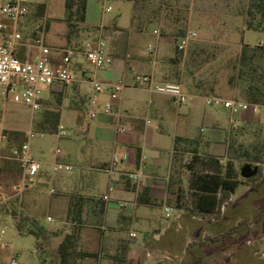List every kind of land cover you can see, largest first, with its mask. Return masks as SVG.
<instances>
[{
  "label": "rangeland",
  "instance_id": "rangeland-1",
  "mask_svg": "<svg viewBox=\"0 0 264 264\" xmlns=\"http://www.w3.org/2000/svg\"><path fill=\"white\" fill-rule=\"evenodd\" d=\"M43 4L46 9L40 14L39 6ZM249 6L250 0H88L87 20L81 24L78 34L70 38V30L65 22L66 0H33L22 33L26 42L43 39L58 60L62 59L63 50L73 45L82 46L88 41L104 40L110 48L111 56L115 60L120 59L129 71L123 82L126 87L120 95L121 98H125L128 93L138 94L143 97L145 105L148 99V91L134 89L133 75H141L138 74L141 71L129 69L134 54L155 60L162 66L167 65L168 79L181 83L186 92L204 96L210 94L208 91L214 87L213 94L233 97L235 94L240 95L241 89L228 84L232 74V62L238 57L243 46H264V20L260 15L254 18L250 16ZM251 19H254L255 24L261 22L258 26L261 28L249 29L248 21ZM154 30H157L158 34H154ZM180 31L185 34L192 31L196 35L182 52L181 61L174 63V58L180 54L177 49ZM153 39L156 44L151 41ZM149 43L154 44V51L148 50ZM85 66L91 69L89 64L86 63ZM199 84L204 86L203 93L196 89ZM81 93V102L86 105L91 95L86 85L82 87ZM75 94L74 86H58L48 91L40 112H33L24 104L9 102L4 116L8 137L1 155L12 156L13 151L26 141L27 131L32 128L38 131L37 124L42 112L60 109V124L66 134L58 136L55 133H47L34 137L30 141L31 153L35 159L42 162V170L48 169L53 176H64L70 172L53 173V164L57 161L56 150L60 148L65 157V161L60 162L74 166L73 173L79 174L84 158H90L99 144L95 146V129L98 125L96 119L89 114L90 106L88 105L82 120L79 112L72 110L76 109L79 103ZM263 135L264 115L247 118L242 123L227 128L222 134L227 150L224 154L228 152L233 160L236 177L244 180L229 204L223 208L227 216L225 223L220 218H214L215 227L212 228L209 222L211 216L190 211L195 203L194 195H185L179 203L177 196H170L168 205L178 207L179 204L186 209L188 216L200 218V221L195 224L186 222L188 227L179 221L180 226L177 224L172 227L173 230L170 229L169 234L159 242L152 241V237L145 236L136 227V245L130 249L127 264H189L195 256L203 258L202 264H264V218L262 220L260 216V212L264 210V182L260 184L263 175H257V179L253 181L242 178L241 168L249 162L239 156L243 149L250 147ZM87 137L92 139V144ZM111 153V148L107 147L106 159ZM2 160L4 159L0 160V235L3 232L4 246L0 248V264H9L12 257L17 259L18 264H59L56 253L58 245L64 236L72 231L71 224L62 222L65 210H59L60 214L57 215L60 217L54 210H50V197L47 192H42L50 189L46 185H42L41 192L35 193L36 195H27V190L32 184L22 193H17L13 186L20 183V168L15 161ZM105 191V186L97 188L91 203L97 205L96 199H100ZM53 195L59 200V208L63 207L65 198L57 191ZM33 198L40 202L32 200ZM29 202H32L33 206H29ZM8 207L18 212L25 229L56 227L58 235L51 236L45 243L46 251H38L33 235L17 231ZM177 213L175 208L169 217L172 218ZM48 215L55 217L54 222L47 220ZM243 220H247L249 225H241ZM92 221L89 224L91 233L88 241L85 243L79 240L78 249L98 253L99 257L86 258L78 264H112L107 260L108 255L116 253L121 240L130 242L129 234L133 229L128 225L120 227L121 239L115 243L104 236L105 232H111L110 227L106 226L104 230L103 223L98 225ZM235 226L237 229L232 231ZM176 229L179 230L180 241L172 244L174 238H179L172 235ZM210 235L216 236L218 241L209 239Z\"/></svg>",
  "mask_w": 264,
  "mask_h": 264
},
{
  "label": "crops",
  "instance_id": "crops-1",
  "mask_svg": "<svg viewBox=\"0 0 264 264\" xmlns=\"http://www.w3.org/2000/svg\"><path fill=\"white\" fill-rule=\"evenodd\" d=\"M163 39L165 38L163 37ZM151 41L156 44L154 39ZM59 63L60 60L54 57L53 64ZM129 69L141 71L138 73L141 75H149L153 85L171 82L166 75L167 65L162 66L157 61L138 54L133 55ZM87 70L90 69H87L85 64H79L75 71L78 75H82ZM128 75L129 71L120 62V59H116L114 65L96 73L97 78L105 83L125 82ZM136 75L134 74L133 77L136 78ZM84 85L91 94L88 84L73 85L76 91L74 96L79 103L76 109L72 110L79 112V116L82 117L80 120L87 112L88 105L90 106L89 100L86 105L81 102L83 99L81 91ZM137 87L135 85L134 89L149 92L146 105L143 103L141 95L128 93L125 98H120L115 110V113L120 111L125 120L131 124V131L118 134L116 132V117L102 114L96 119L98 126L95 129L97 138L95 146L98 144L99 146L93 150L90 158L89 156L84 158L79 174L72 171L64 176H53L48 169H43L27 190V195L32 196L41 192L42 185L50 187L47 191H42L47 192L50 197V210H54L56 215L60 214V209L65 210V218L62 222L71 224L72 228L76 223L70 219L68 212L74 200L83 198L80 241L83 240L85 243L91 233L89 224L93 222L92 220L98 225L103 223L104 230L106 226L110 227L111 232H105L104 236L106 239L109 237L115 243L121 239L119 228L124 225L133 229L129 234L131 247L136 245V227L145 236L152 237V241L159 242L166 234H169L172 227L177 224L180 226L179 221L187 227L189 225L186 222L195 224L196 221H200V218L188 216L183 207L168 205L170 196L191 194L197 197L201 194L199 178L211 175L227 174L228 177L236 175L233 160L227 154L228 152L224 154L227 150L222 134L227 128L234 127L252 117L251 114L241 113L233 116L227 110L208 107L204 101L179 105L171 96L151 93L146 85L140 86L138 89ZM55 88L47 89L44 97L48 95V91ZM233 97L241 96L235 94ZM108 99V93L104 94L102 104ZM87 138L92 144V139ZM107 147H110L112 152L108 159H106ZM114 156H118L121 161L111 173L109 167ZM2 159L15 161L21 172V167L13 159V155ZM57 160L65 161L64 155L57 157ZM137 172L144 174L140 185L129 177L130 174ZM102 186H105L106 191L96 201L100 200L105 204L103 216L98 213V204L91 203L94 191ZM110 186L113 187L111 191L109 190ZM145 189L148 201H140L139 195ZM52 190L53 193L57 191L65 198L63 207L59 208V200L51 193ZM105 195L109 196V202L104 201ZM70 196H72L71 201ZM36 201L40 202V200ZM121 202L126 203V206L121 207ZM28 205L33 206V203L29 202ZM195 207L194 203L191 209L194 210ZM175 208L178 213L172 218L169 217L170 212ZM49 218L52 221H49ZM47 220L54 222L55 217L48 215ZM209 222L211 224L215 222L214 218L211 217ZM49 230L57 231L56 227H51ZM175 231L172 235L179 237V230ZM131 233L136 234L134 239L131 237ZM178 239L174 238L172 242L178 241ZM1 261L2 253L0 252Z\"/></svg>",
  "mask_w": 264,
  "mask_h": 264
},
{
  "label": "built area",
  "instance_id": "built-area-1",
  "mask_svg": "<svg viewBox=\"0 0 264 264\" xmlns=\"http://www.w3.org/2000/svg\"><path fill=\"white\" fill-rule=\"evenodd\" d=\"M33 0H0V160L3 158L1 151L7 140V132L4 126V116L7 104L13 102L29 106L33 112H40L43 107L44 93L47 89L58 86H73L86 83L91 88L89 99V114L93 119H98L102 114L116 117V132L125 134L132 130V126L121 115L120 111L115 113L117 102L126 87L122 81L105 83L100 81L96 73L115 64L116 60L110 54V48L104 40L88 41L82 46L76 45L63 50V57L59 64H53L54 54L52 49L47 47L43 39H36L33 42H26L23 37V29L27 17L31 11ZM108 11L110 9H107ZM154 34H158L155 30ZM196 35L188 31L177 40V49L184 52L190 40ZM154 44H149L148 50L154 51ZM22 54V56L20 55ZM58 55L55 54V56ZM89 64L90 70L85 74L78 75L75 71L79 64ZM136 86H148L151 93L167 95L175 98L179 105H185L202 99L211 108L227 110L233 116L246 113L258 117L264 115V105L253 104L243 101L237 97L226 98L218 95L199 96L186 92L181 83L166 82L153 85L149 75H138L135 78ZM108 93L109 99L102 104V97ZM46 133L35 131L33 128L27 131L26 141L20 148L13 151V159L21 167V181L14 185L17 193L26 190L42 171V162L35 159L31 153L30 141L34 137L44 136ZM64 136L66 133L63 126L58 127L55 133ZM57 157H62L60 148L56 150ZM120 158L114 156L109 167L113 173ZM75 167L56 161L53 164V173L65 174L74 171ZM131 180L137 184L144 177L143 172L130 174ZM109 190H113L110 186ZM54 191L52 190L51 193ZM104 201L109 202L108 195ZM120 206H126L121 202ZM49 221H52L49 218ZM3 232L0 235V248ZM135 238L136 234L131 233ZM9 264H18L15 257H12Z\"/></svg>",
  "mask_w": 264,
  "mask_h": 264
},
{
  "label": "trees",
  "instance_id": "trees-1",
  "mask_svg": "<svg viewBox=\"0 0 264 264\" xmlns=\"http://www.w3.org/2000/svg\"><path fill=\"white\" fill-rule=\"evenodd\" d=\"M40 14H43L46 9V5H40ZM87 9L88 0H66V17L65 22L69 27V37L74 38L79 31L81 24L85 23L87 20ZM248 14L253 18L256 15H260L261 19L264 20V0H250V6L248 9ZM261 22L255 24L254 19L248 21L249 29L261 28ZM264 28V25H263ZM185 32L180 31L178 38L184 36ZM77 45V44H76ZM73 45V46H76ZM174 58V63H179L182 59V52L179 51ZM22 56V54H20ZM232 74L228 79V84L233 88H240L241 93L238 97L239 99L253 103L264 105V46L259 47H247L243 46L238 57L232 62L231 65ZM202 85H197L196 89L203 93ZM211 95L215 92V88L211 87L208 91ZM61 120V110L60 109H49L42 112L40 121L37 124V129L39 132H46L54 134L58 131ZM240 157L244 158L247 162L253 166L258 167V175H263L262 181L264 182V135L258 139L256 142L252 143L250 147L243 149ZM235 177V178H234ZM256 177L247 179L248 181L256 180ZM244 180L238 179L235 176L228 177L225 175H211L206 178H199L198 184L201 187V194L195 199V210L189 209L192 212L198 214H203L211 216L213 218L219 219L225 223L227 216L223 212V208L229 204L234 193H236L240 184ZM146 189L139 195L140 201H148L146 198ZM183 195H178V203L184 199ZM83 198H78L73 201L68 216L75 226H73L72 231L66 234L63 240L60 242L57 248V256L59 264H78L79 261L92 258L98 259V253L83 252L78 249V243L80 240L81 231V221H82V207ZM184 202V201H183ZM98 203V213L103 216L105 213V204L102 201H97ZM185 204V202H184ZM179 207H183L178 204ZM184 208V207H183ZM185 209V208H184ZM188 209V208H187ZM12 218L14 219V224L19 233L30 234L36 238V245L38 251L41 253L46 251L45 243L49 240L51 236L58 235L57 231H50L46 228L38 229H25L17 211L13 208L8 207ZM261 219L264 218V210L260 212ZM221 224V223H220ZM211 227H215V222L210 223ZM223 225V224H222ZM241 225H249L247 220H243ZM124 229V228H123ZM237 226H235L232 231H235ZM230 233V232H227ZM209 239L213 241H218L216 236H209ZM178 241H180L178 239ZM173 241L172 244L178 242ZM131 245L129 240H121L117 251L113 255H108V261L112 264H127L129 261V252ZM193 262L189 264H202L203 258L200 256H195ZM162 264V263H157Z\"/></svg>",
  "mask_w": 264,
  "mask_h": 264
},
{
  "label": "water",
  "instance_id": "water-1",
  "mask_svg": "<svg viewBox=\"0 0 264 264\" xmlns=\"http://www.w3.org/2000/svg\"><path fill=\"white\" fill-rule=\"evenodd\" d=\"M257 173H258V167L253 166L250 163L245 164L241 168V176L244 179H250L252 177H255L257 175Z\"/></svg>",
  "mask_w": 264,
  "mask_h": 264
},
{
  "label": "flooded vegetation",
  "instance_id": "flooded-vegetation-1",
  "mask_svg": "<svg viewBox=\"0 0 264 264\" xmlns=\"http://www.w3.org/2000/svg\"><path fill=\"white\" fill-rule=\"evenodd\" d=\"M257 175H258V173H257ZM257 175H256V176H257ZM256 176H255V177H256ZM252 178H253V177H252Z\"/></svg>",
  "mask_w": 264,
  "mask_h": 264
}]
</instances>
